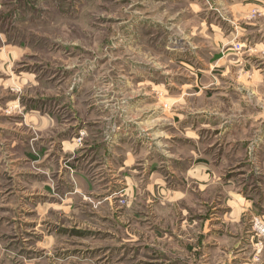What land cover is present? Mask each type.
Returning a JSON list of instances; mask_svg holds the SVG:
<instances>
[{"label":"rangeland","instance_id":"374dc122","mask_svg":"<svg viewBox=\"0 0 264 264\" xmlns=\"http://www.w3.org/2000/svg\"><path fill=\"white\" fill-rule=\"evenodd\" d=\"M0 264H264V0H0Z\"/></svg>","mask_w":264,"mask_h":264},{"label":"crops","instance_id":"0c3cea01","mask_svg":"<svg viewBox=\"0 0 264 264\" xmlns=\"http://www.w3.org/2000/svg\"><path fill=\"white\" fill-rule=\"evenodd\" d=\"M130 160V158H126V161L124 160V162L121 164V166H119V164H117L116 165V167H113L112 165H110V178H111V180L113 179V180H116L115 182H117L118 180H119V178L120 177H122V180H125V178L127 177V176H125V178L123 177L124 175H126L125 174V172L124 171H126L127 170V168H128V166H127V162ZM151 171V170H150ZM155 171V169H153L152 170V172H154ZM121 175H123V176H121ZM116 178V179H115ZM126 179H128V178H126ZM112 180V181H113ZM175 193H177V192H175ZM185 196V195H184ZM183 199V198H182ZM180 200H181V198H180ZM207 222H208V220H207ZM209 232H211L210 230H208L207 228H206V230L204 231V233H206V234H208Z\"/></svg>","mask_w":264,"mask_h":264}]
</instances>
